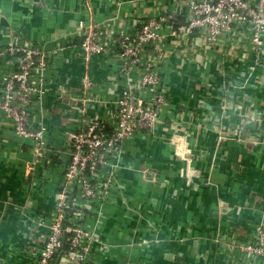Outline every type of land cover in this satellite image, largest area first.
Returning a JSON list of instances; mask_svg holds the SVG:
<instances>
[{
    "label": "built area",
    "instance_id": "obj_1",
    "mask_svg": "<svg viewBox=\"0 0 264 264\" xmlns=\"http://www.w3.org/2000/svg\"><path fill=\"white\" fill-rule=\"evenodd\" d=\"M150 3L151 12L124 24L81 21L76 39L0 44V164L19 175L24 202L16 209L30 212L46 177L52 182L50 220L34 264L153 263L158 214L132 201L123 171L143 142L164 139L168 148L189 150L207 130L191 101L174 102L172 77L196 71V89L232 115L244 110L234 91L264 74V0ZM70 49L88 68L96 59L107 75L93 86L85 73L81 116L66 115L68 127L57 130L43 101L49 78L59 73L54 58ZM204 122L219 143L232 139L220 115ZM194 161L184 163L187 174ZM188 236L197 245L207 238L195 229ZM208 239L225 264H264V213L246 229Z\"/></svg>",
    "mask_w": 264,
    "mask_h": 264
},
{
    "label": "crops",
    "instance_id": "obj_2",
    "mask_svg": "<svg viewBox=\"0 0 264 264\" xmlns=\"http://www.w3.org/2000/svg\"><path fill=\"white\" fill-rule=\"evenodd\" d=\"M150 5V0H0V44L13 43L17 39L35 44L45 40H63L64 37L76 39L73 36L81 21L85 24L106 23L116 18V25L124 24L131 22L133 15L151 12ZM54 66H59V73L55 75L54 71V76L47 82L49 89L43 106L54 122V128L59 130L62 125L68 127L66 111L70 101L66 97L58 99V93L73 94L81 90L85 73L90 76L93 86H99L107 72L97 65L94 58L89 68L86 67L73 49L54 58ZM116 69L117 66L113 65L112 70ZM258 76L261 78L248 83L246 89L234 91L240 95L244 105L242 113H232L234 118L248 115L253 106L264 107V74ZM197 78L198 73L187 68H184L182 76L172 77L174 102L191 101L190 106L201 115L200 122L207 127L198 143L195 138L190 143L191 148L206 156L193 164L202 170V174L194 178L197 189L186 186L180 174L182 162L172 159L169 153L173 148H168L164 139L138 145L132 157L134 162L123 171V177L132 201L158 214L161 243L153 251L155 260L192 243L180 264H198L195 262L199 257L201 264H225L216 244L208 237L217 231L226 233L246 229L255 224L260 213H264V201L254 204L252 200V194L264 197V135L259 146L252 149H247L244 141L234 139L219 146L217 135L210 132L211 125L206 123L210 121L204 122V119L220 115L223 109L220 101L196 89ZM256 80L262 84H256ZM188 129L192 130L190 125ZM25 157L29 159L30 155ZM145 168L152 169L153 180L142 177L141 172ZM18 176L13 169H5L0 164V264H32L34 261L29 245L23 241L24 228L22 223L19 224L20 216L15 210L16 204L24 202L18 191ZM46 178L47 181L33 197L32 211L41 204L49 208L52 205L49 199L51 177ZM220 200L229 206L223 218L219 211ZM190 229L207 238L198 245L194 244V241H189Z\"/></svg>",
    "mask_w": 264,
    "mask_h": 264
},
{
    "label": "water",
    "instance_id": "obj_3",
    "mask_svg": "<svg viewBox=\"0 0 264 264\" xmlns=\"http://www.w3.org/2000/svg\"><path fill=\"white\" fill-rule=\"evenodd\" d=\"M192 98L196 101L197 100L199 101V99H197L196 96H193ZM245 99L248 100V97L246 96ZM220 116H221L223 125L233 130L234 133H233L232 139L244 141L247 149L256 148L263 141L261 138H262V135H264V126L262 124L263 121L261 120V116L258 112L255 113L254 117H251L247 114H243V115H238L236 116V118H234V116L230 115L229 113L222 111L220 113ZM223 145H224V140H221L219 143V146L222 147ZM169 154L172 156L173 160L184 161L182 164L187 163L188 161L194 160V159L195 161L199 162L202 160V158L205 159L206 157L204 153L199 154L196 148L195 149L191 148L189 150H181V151L171 149ZM193 167L194 168H191L190 173L188 172V174L186 170V164H184V168L182 170V177L186 181V186L190 189L196 188L194 187L196 186L194 184V178L202 174L201 169L195 166ZM144 171L147 172L145 179L149 181L153 180L154 174L152 172V169L145 168ZM252 198H253L252 200L254 204H258L259 202L264 201L262 200L264 199V197H261V196L259 197L255 194H252ZM228 207L229 206L227 205V203L221 200L219 201V211H220L221 218H223L224 212L228 210ZM192 246H193L192 243L187 244L181 247L180 249H176L171 253H168L164 256H160L157 258V260H155L154 264H180L183 260L182 256L186 255L188 251H190V247ZM199 258L195 263L201 264L202 260L201 258L200 259Z\"/></svg>",
    "mask_w": 264,
    "mask_h": 264
},
{
    "label": "flooded vegetation",
    "instance_id": "obj_4",
    "mask_svg": "<svg viewBox=\"0 0 264 264\" xmlns=\"http://www.w3.org/2000/svg\"><path fill=\"white\" fill-rule=\"evenodd\" d=\"M68 91V90H67ZM73 91V90H72ZM81 90L78 92L75 91L73 94L70 92H63L62 98L66 97L69 99L70 103H68V110L66 111L67 115L79 118L81 116L82 104H81ZM264 102V101H263ZM264 106V105H263ZM258 112L260 116H264V107H255L249 109V116L254 117L255 113ZM181 163V161H180ZM182 168L180 170V174L182 175V170L184 168V164H182ZM15 210L18 212L19 224L22 223L23 225V241L27 244L30 251L34 256V261L32 264L35 263L40 249L44 240V236L47 232V225L50 220L51 210L48 205L41 204L38 206L36 210H31L26 214L21 213L19 210Z\"/></svg>",
    "mask_w": 264,
    "mask_h": 264
},
{
    "label": "rangeland",
    "instance_id": "obj_5",
    "mask_svg": "<svg viewBox=\"0 0 264 264\" xmlns=\"http://www.w3.org/2000/svg\"><path fill=\"white\" fill-rule=\"evenodd\" d=\"M214 116H218V114L217 115H214Z\"/></svg>",
    "mask_w": 264,
    "mask_h": 264
}]
</instances>
